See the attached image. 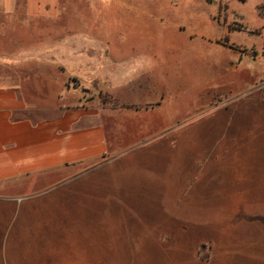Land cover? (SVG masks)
<instances>
[{
  "label": "rangeland",
  "instance_id": "374dc122",
  "mask_svg": "<svg viewBox=\"0 0 264 264\" xmlns=\"http://www.w3.org/2000/svg\"><path fill=\"white\" fill-rule=\"evenodd\" d=\"M58 12L35 48L132 45L168 63L161 131L83 166L80 205L59 218L66 264H264V0H62ZM33 56L45 92L46 53ZM67 71L81 102L118 105Z\"/></svg>",
  "mask_w": 264,
  "mask_h": 264
},
{
  "label": "crops",
  "instance_id": "0c3cea01",
  "mask_svg": "<svg viewBox=\"0 0 264 264\" xmlns=\"http://www.w3.org/2000/svg\"><path fill=\"white\" fill-rule=\"evenodd\" d=\"M61 1L0 0V264L72 262L60 241L65 225L59 218L66 207L80 205L74 186L83 166L120 154L140 134L160 132L164 123L160 97L166 89L158 80L168 63L154 50L93 44L35 48V30L60 17ZM35 51L46 53L40 62L45 92L29 71ZM69 69L81 84L97 85L106 101L118 105L99 104L98 95L81 102L80 92L66 88ZM118 69L125 84L121 94H113L109 81ZM71 95L74 103H67Z\"/></svg>",
  "mask_w": 264,
  "mask_h": 264
}]
</instances>
